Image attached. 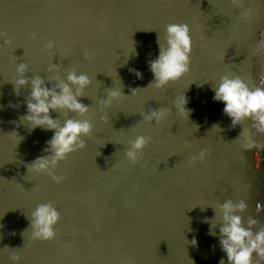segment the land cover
Here are the masks:
<instances>
[{
	"label": "water",
	"instance_id": "1",
	"mask_svg": "<svg viewBox=\"0 0 264 264\" xmlns=\"http://www.w3.org/2000/svg\"><path fill=\"white\" fill-rule=\"evenodd\" d=\"M172 23L190 27L191 70L158 89L148 62ZM0 33V264L13 254L19 264H219L226 254L209 230L227 200L246 201L239 214L264 228V133L251 119L233 128L212 91L224 75L264 80V0H0ZM18 63L46 81L73 69L92 79L86 116L51 113L93 124L86 147L56 169L61 183L28 165L54 132L21 120L31 86L16 94ZM110 90L122 94L106 107ZM184 95L189 118L174 107ZM152 108L170 111L148 123ZM138 135L151 142L133 164L125 152ZM48 202L61 215L56 236L34 240L29 217Z\"/></svg>",
	"mask_w": 264,
	"mask_h": 264
},
{
	"label": "clouds",
	"instance_id": "2",
	"mask_svg": "<svg viewBox=\"0 0 264 264\" xmlns=\"http://www.w3.org/2000/svg\"><path fill=\"white\" fill-rule=\"evenodd\" d=\"M4 37L6 33H0V38ZM5 43H11V41L5 39ZM157 44L159 54L148 62L149 69L154 75V80L149 86L160 89L179 81L191 70L190 27L187 24H169L166 28L164 42H161L158 33ZM54 46V42H49L46 48L52 49ZM133 53L139 55L135 48ZM60 67L59 64L53 63L49 71L58 72ZM130 71L143 79L142 72L136 69H130ZM16 73L17 80L14 85L17 95L21 88L31 86L27 101V114L21 117V120L27 122L32 130L39 127L54 132L52 138L47 141L48 147L45 152L48 154L38 157L28 165L32 166L34 172L47 173L57 183H61L65 178L58 176L56 169L73 152L86 147L84 138L92 134L93 124L88 119L66 118L61 121L53 118L51 113L56 111L78 114L81 117L86 116L91 107L82 103L81 98L91 87L92 79L88 74L73 69L67 73L66 79L57 75L55 82L52 77H48L46 81L40 75L29 76L30 69L26 63H18ZM49 82L52 84L51 87L48 86ZM199 86L202 87L203 84ZM136 90L133 89V94ZM212 91L214 102L223 103V112L231 118L233 128L251 119L253 126L259 132L264 133V80L257 86L250 84L240 76L224 75L217 84L212 85ZM121 94L119 90H110L100 103L106 107L110 106L119 99ZM188 103L184 95L176 99L174 107L181 113H186L189 118L191 110L187 108ZM169 111L170 109L167 108H152L143 114V119L148 123L159 124L166 119ZM150 142L151 138L143 135H138L131 140L125 152L128 160L133 164L137 163ZM254 146V143L249 144L250 148ZM204 158L205 152L202 151L199 159L202 161ZM196 160L197 157H193L190 162L195 163ZM247 207L244 200L238 203L227 200L218 208H213L216 214L211 220L209 234L219 236L220 248L226 254V261L222 257L219 264H262L264 262V228L253 231V226L258 222L251 217L245 222L244 217L239 213L246 212ZM260 207L258 205V209ZM217 217H219V222L213 225L212 221ZM29 219L32 239L51 241L56 236L55 228L60 222L61 215L57 207L48 202L39 204L32 211ZM217 227H219V233L216 232ZM192 241H195L193 245L198 244L196 239ZM11 259L13 264H19L20 256L13 254Z\"/></svg>",
	"mask_w": 264,
	"mask_h": 264
}]
</instances>
